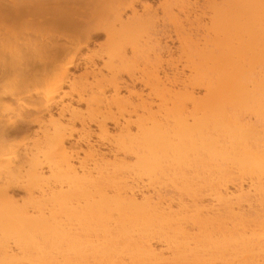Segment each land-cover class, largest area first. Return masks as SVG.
I'll return each mask as SVG.
<instances>
[{
  "label": "bare ground",
  "instance_id": "obj_1",
  "mask_svg": "<svg viewBox=\"0 0 264 264\" xmlns=\"http://www.w3.org/2000/svg\"><path fill=\"white\" fill-rule=\"evenodd\" d=\"M178 1L185 23L170 9L163 17L173 28L164 37L177 43L179 56L163 60L149 3L0 0V264H264L253 258L264 257V219L249 220L240 205L251 195L264 203V0H203L202 9ZM192 23L201 36L189 33ZM100 35L105 43L83 57L90 81L70 102L55 100L78 51ZM63 58L64 65L48 68ZM40 94L41 106L22 101ZM73 104L86 106L94 130L76 119ZM229 107L236 117L252 109L254 122L239 125ZM67 111L69 126L51 120ZM45 113L48 135L40 131ZM160 116L174 126L160 125ZM39 132L44 139L32 148L10 142ZM197 150L250 173L249 180L231 178L229 190L230 177L221 180L218 169L221 177L208 174L203 195L180 172L184 183L172 184L181 196L164 198L153 177ZM73 162L84 166L82 176ZM17 191L29 207L15 205Z\"/></svg>",
  "mask_w": 264,
  "mask_h": 264
},
{
  "label": "rangeland",
  "instance_id": "obj_2",
  "mask_svg": "<svg viewBox=\"0 0 264 264\" xmlns=\"http://www.w3.org/2000/svg\"><path fill=\"white\" fill-rule=\"evenodd\" d=\"M141 2H145V3H149L150 4V6H152V9L155 11V19H156V23H155V32L153 33V35L156 37H154L156 40L158 39V41H159V47H158V50H160L159 51V53L161 54V57H162V59L163 60H166L169 56V54H171V56H172V58H174V59H176L178 56H179V54H178V51L177 50H175V47L177 46V43H172V42H169L168 40H167V38H166V36H167V34H170V33H172V30H173V28H172V24H171V22L167 19V18H164L163 17V12H164V9H170V10H168L169 12H170V14L171 15H173V16H178L179 17V19L181 18V20L183 21V24L185 23L184 22V16L182 15V14H180L179 13V9H178V7H177V5H176V0H168V2L167 3H165L164 2V0H140ZM178 1V0H177ZM191 3H192V1L194 2V1H196L197 2V6L199 5L200 6V8L199 9H202V7H203V0H189ZM159 2V3H158ZM179 2V1H178ZM135 7H136V9H140V7H141V5L139 4V3H136L135 4ZM165 7V8H164ZM167 10L165 11V12H167ZM198 7H197V9H195V11L198 13ZM167 15H169V14H167ZM167 19V20H166ZM203 21H207V18H205L204 19V17H202L201 18ZM187 26H189L190 28V32L189 33H191V35L193 34V35H196V36H193V38L194 37H199V36H201L203 33H202V31H201V28H199V27H197L196 25H195V23H192L191 24V26L190 25H187ZM185 27H186V25H185ZM187 28V27H186ZM199 28V29H198ZM170 30V31H169ZM165 32H167L166 34H165ZM169 32V33H168ZM164 35H166L165 37H164ZM153 38V39H154ZM166 38V39H165ZM105 43V39H104V36H102V35H100V36H98V37H95V38H93L92 40H90V41H88L87 42V44H86V46H87V48L86 47H83V48H81L79 51H78V53L76 54V56H75V60H74V63L76 64V67L75 68H69V71H70V75L68 76V78H67V80L64 82V84L63 85H61V87H60V90H58L57 91V95L55 96V100H62V102L63 103H68V102H70L71 101V99L72 98H76V93L77 92H80V91H82L83 90V86H84V84H85V80H87V81H90V77L88 76V75H85V70H84V59H83V57L85 56V55H87V54H90V52L91 51H93V50H95V51H97L98 50V45L99 44H104ZM97 49V50H96ZM168 51V52H167ZM66 60L67 59H64L63 58V61H61V60H59V62H56V63H52V64H50V65H48V68L49 69H53V67H59L61 64L62 65H64L65 63H66ZM95 63L97 64V65H99L100 64V62L99 61H95ZM61 65V66H62ZM60 66V67H61ZM162 68H163V70H165V72L167 73V74H170L169 72H170V69L168 68V65H166V63L164 62L163 64H162ZM24 77H30V75H27V76H24ZM38 78V81L39 82H41L40 80H42V79H40V76H37ZM86 77H87V79H86ZM19 78V77H18ZM121 78H122V80L124 81L125 80V82H126V84L129 86V87H131L132 86V83L129 81V79L126 77V76H124V75H122L121 76ZM4 79H1L0 81H3ZM54 83H55V81H54V79L52 78V77H50L49 76V79H48V83H47V90H51L52 89V87L54 86ZM40 86H41V90H42V92H45V85H44V83L43 82H41L40 83ZM134 87H135V89L136 90H140L142 87H141V85L140 84H137V83H134ZM30 88H32V87H30ZM109 93V92H108ZM107 93V94H108ZM262 99H263V101H264V95H263V97H262ZM22 101L24 102V103H26V104H28V105H30V106H33V105H38V106H41L42 104H43V101H44V96H43V94H40L37 98H33V99H30V98H23L22 99ZM252 103V102H251ZM251 103H249L248 104V106H249V108H252L253 106L252 105H254V104H251ZM263 104H264V102H263ZM251 105V106H250ZM72 106H74V107H77V109L75 110V114H76V119L77 120H84V122H85V124L87 125V127H89L91 130H94L95 129V127L91 124V123H89V118H88V112H87V109H86V106L85 105H82V104H80L79 106H76L75 104H73ZM228 109V108H227ZM252 109H254V108H252ZM252 109H250V112H251V110ZM230 110V111H229ZM53 111L54 112H56V109L55 108H53ZM227 111V113H229V112H233V110H231L230 109V107H229V109L228 110H226ZM229 111V112H228ZM241 111H242V113H241ZM240 112H238V111H235L236 113V115H237V117L236 116H234L233 115V113L231 114V113H229L230 115H232L233 117L232 118H234L233 120H235L236 121V118H237V123L239 124V125H244V123L245 124H252L253 122H254V119H253V117H252V115L250 114V112H248V113H245V112H247V111H245V110H241ZM253 111V110H252ZM34 111L33 110H30V113L33 115L34 113H33ZM244 112V113H243ZM242 114V115H241ZM13 115H15V117L13 116ZM10 116H12V118H16V113L15 114H10ZM43 116H44V119L45 120H47V122H46V125H45V128L43 129V128H41L40 129V131H46L47 130V135L48 134H50L51 132H52V130H53V126L51 125V123H49L48 122V120H49V118H48V115L45 113V114H43ZM157 117H159V116H157ZM156 117V120L158 121V123L160 124V125H162V126H164V127H166V128H172V125L174 124L173 123V118L172 117H170V116H165L166 118L165 119H163L164 117H161L160 116V118H157ZM71 119V111H67V112H65L64 113V116H63V118H59L58 116H57V114H55L54 113V116H53V118L51 119V120H53L55 123H57L58 121V123L59 124H61V126H64V127H67V126H69L68 124H70V120ZM145 122H149L148 120H144ZM190 121V120H189ZM239 121V122H238ZM246 121V122H245ZM249 121V122H248ZM241 123V124H240ZM108 126H112V125H110L109 123L107 124ZM242 125V126H243ZM174 126V125H173ZM244 126H246V125H244ZM34 130H37V127H35L34 126V128H33ZM75 129L76 130H78L79 129V124L78 123H75ZM39 130V129H38ZM42 133L43 132H39V133H37V135L36 134H33V133H31V134H29L28 136H27V138L26 139H24V138H22L21 136V138L18 136V137H15V138H12L11 140H10V142L11 141H13V144L14 145H18V144H21V143H24V145L27 147V148H32L33 147V145H35L36 144V141L37 140H39L40 142L44 139V137L42 136ZM219 134H220V132H219ZM219 134L216 132V135L217 136H215V134H213V136L214 137H219ZM43 135H45V133L43 134ZM221 136V135H220ZM89 138H90V140L92 139V140H94L95 138L93 137V136H89ZM41 139V140H40ZM219 139V138H218ZM221 139V138H220ZM219 139V140H220ZM222 140V139H221ZM72 152H73V154H75V153H77V152H79V147H75L74 149H72ZM195 153H197V154H191V153H189L188 154V156L183 160V161H181L180 163H178L177 165L175 164V163H173V162H167L166 164H164V166H165V168L163 169V171L162 172H160V173H158V174H156L154 177H153V184L154 185H159L158 186V188H159V191L162 193V195H164L163 197L164 198H174V199H177L178 197H180L181 196V192H178V190L177 189H174V187H173V184H172V180L173 179H176V181H178V179L179 180H181L182 178H184V179H186L187 181H189V182H187L186 180V184H188L189 183V185L188 186H190V188H191V190H198V191H200V188H203L202 190H201V192H202V194H203V192L205 193L206 191H204L205 189H206V187H207V182H206V180H208V178H210L209 177V175L212 177L214 174H217V176H220L222 179L221 180H227L229 177V180L231 179V178H234V179H236V178H238V179H241V178H243V177H245L244 178V180L246 181V178L248 177V175L250 174H248L247 175V173L246 172H243V173H241L242 171H240V173H239V170L238 169H236L235 167H233V168H230L231 166L229 165V164H227L226 166L228 167V168H230V169H232V170H235V172L234 171H230V169H228L226 166H225V164H224V161H222V160H219V159H217V158H208L205 154H204V152H202L201 150H197V152H195ZM0 156H3L2 155V153L0 152ZM83 154L82 153H79V155H78V158H79V162L80 161H82V159H83ZM211 160V161H210ZM18 161H19V163H18ZM17 162H15L16 163V165L17 166H21V164L23 165V163H22V161L20 162V160H18ZM19 164V165H18ZM73 164V166H74V168H76L75 169V173L77 174V176L78 177H80V176H82L83 175V167L84 166H82V168H81V170L80 169H77V167L78 166H80V163H78V162H73L72 163ZM217 165V166H216ZM230 166V167H229ZM225 168H226V170H225ZM217 169V170H216ZM220 171H219V170ZM223 170V171H222ZM207 171V172H206ZM212 171V172H211ZM214 171V172H213ZM215 171H219V173H220V175H218V173L217 172H215ZM222 171V172H221ZM224 171H226V172H228L227 174H226V172H224ZM230 171V172H229ZM180 172H183L184 173V175H186L185 177H183V175L182 174H180ZM233 174H232V173ZM231 173V174H230ZM235 173V174H234ZM181 175V176H179V177H181V179L180 178H178L177 176L178 175ZM209 174V175H208ZM212 174V175H211ZM43 175H44V177L49 181V183H53V181H54V179L51 177V174L48 172V171H44L43 172ZM224 175H226V176H228V178L227 179H225L224 178ZM229 175H231V176H229ZM239 175V176H238ZM208 176V178L206 179V177ZM216 175H215V177H217ZM225 176V177H226ZM236 176V177H235ZM238 176V177H237ZM205 177V178H204ZM241 177V178H240ZM188 178V179H187ZM248 178H250V177H248ZM247 178V181L249 180ZM206 179V180H205ZM234 179H231L230 181H231V185H230V183L229 184H226V183H228V182H230V181H228V182H225V185H226V187L229 189V190H232V184H233V181H235ZM192 180V181H191ZM205 180V181H204ZM223 180V181H224ZM174 181V180H173ZM184 181V180H183ZM182 181V182H183ZM204 181V182H203ZM239 181V180H238ZM143 182H144V179H143ZM175 182V181H174ZM180 184L182 183V182H180V181H178ZM178 182H175L176 184L178 183ZM191 182V183H190ZM236 182H237V180H236ZM184 183V182H183ZM145 184V183H144ZM204 186H205V189H204ZM177 190V191H176ZM177 192V193H176ZM180 195V196H179ZM204 195V194H203ZM26 196V195H25ZM24 196V193L22 192V191H17V193H16V196H15V201H16V203H15V205L16 206H25V205H27V207H29L31 204H30V202H29V200L26 198ZM139 195H137V198H139L138 197ZM25 197V198H24ZM182 197L184 198V200H188V198L186 197V195H184V193H183V195H182ZM181 197V198H182ZM245 198H246V200H245ZM233 200V199H232ZM241 200V199H240ZM240 200H233L234 201V203L236 202H240ZM245 200V201H244ZM250 200V201H249ZM232 201V202H233ZM241 202H243V203H241ZM241 202H240V205L242 206V208H241V213H243L244 214V216H248V219L249 220H253L254 221V219L256 218H258L257 220L258 221H261V220H263L264 219V203L262 202H260L261 203V205L259 204V202H258V199H256V197H254V196H248V198H247V196H245V197H243L242 198V200H241ZM246 202V203H245ZM207 203V202H206ZM255 204V205H254ZM259 204V205H258ZM250 206V207H249ZM257 211H256V210ZM260 210V211H259ZM255 211V212H254ZM255 213H257V214H255ZM258 215V216H257ZM261 216V220L259 219L260 218V216ZM251 216V218H249ZM257 216V217H256ZM253 217H254V219H253ZM256 219H255V221H256ZM257 234L258 233H260V231L259 230H257V231H255ZM254 232V234L256 235V233ZM155 247L157 248H161L162 247V245L161 244H159V242H155ZM256 255H255V254ZM253 253V255H255L257 258H255V256H253V258L254 259H258V257L261 259L262 258V260H264L263 258L264 257H261V256H263L262 254H260L259 256L257 255L258 254V252H254ZM262 253V252H261ZM251 257V256H250ZM246 258H249V257H246ZM251 260H252V258H250ZM249 260V259H248ZM250 261V260H249ZM249 261L247 262L248 264H250L249 263Z\"/></svg>",
  "mask_w": 264,
  "mask_h": 264
}]
</instances>
